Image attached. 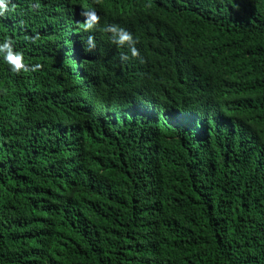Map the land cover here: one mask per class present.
Instances as JSON below:
<instances>
[{"label": "trees", "instance_id": "1", "mask_svg": "<svg viewBox=\"0 0 264 264\" xmlns=\"http://www.w3.org/2000/svg\"><path fill=\"white\" fill-rule=\"evenodd\" d=\"M5 5L0 264H264V0Z\"/></svg>", "mask_w": 264, "mask_h": 264}, {"label": "clouds", "instance_id": "2", "mask_svg": "<svg viewBox=\"0 0 264 264\" xmlns=\"http://www.w3.org/2000/svg\"><path fill=\"white\" fill-rule=\"evenodd\" d=\"M0 7H2V8H6L7 7L5 5V0H0ZM0 15H4V13L0 12ZM92 19L93 20L96 19L95 14H93ZM121 30L123 32V35L121 37L122 41H128V40H132L133 39L132 35L129 32H127V31H125L123 29H121ZM132 53H133V55H138V51L135 49V47L132 48ZM6 59H7V62L9 64L14 66L12 70L15 71V72H19V70L23 67L22 58L19 55H17V54H13L11 51H9V54H8Z\"/></svg>", "mask_w": 264, "mask_h": 264}]
</instances>
